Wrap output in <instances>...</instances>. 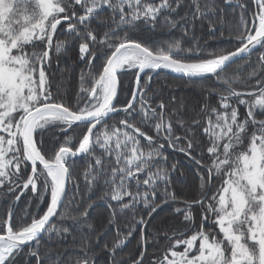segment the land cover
<instances>
[{"label": "snow or ice", "instance_id": "6c2138e0", "mask_svg": "<svg viewBox=\"0 0 264 264\" xmlns=\"http://www.w3.org/2000/svg\"><path fill=\"white\" fill-rule=\"evenodd\" d=\"M197 22L233 47L202 48ZM157 31L182 35L141 38ZM76 67L65 101L54 76ZM158 70L206 85L199 109L153 89ZM0 198V264H264V0H0Z\"/></svg>", "mask_w": 264, "mask_h": 264}, {"label": "trees", "instance_id": "16d2710c", "mask_svg": "<svg viewBox=\"0 0 264 264\" xmlns=\"http://www.w3.org/2000/svg\"><path fill=\"white\" fill-rule=\"evenodd\" d=\"M222 2V0H220ZM231 12V10L229 9ZM182 33L179 31L173 32H161L157 31L155 33L145 32L142 34L141 38L150 41H173L180 39ZM194 37L196 40L199 41L202 48L206 49L207 51L219 50L224 48H232L233 45L230 44L229 40L225 38H220V32L217 30L215 37L211 36L208 32L207 23H199L197 22L195 29H194ZM193 41L191 38H185L183 43L185 46H188ZM76 59L75 51H70L66 56H64L61 60L60 67L63 68L67 64L70 68L75 67L74 61ZM252 61L255 62L257 56H252ZM243 61H238V64H243ZM55 64L53 68H55ZM237 65H233V69H236ZM250 70V69H249ZM240 74L246 76L247 73L244 69H240ZM78 72L79 68L76 67L75 72H66L63 74V88L58 89V85L56 81L61 79L60 73H57L54 76V83H53V93L54 95L58 94V97L64 98L65 101H73L75 99V90L78 87ZM174 77L165 74L159 73L158 75H154L151 87L163 96L165 100H170L173 96L176 97V104L179 106L181 103L185 106L186 114L191 115L194 111H197L204 100V91L206 85L201 84H192V83H184L179 79H173ZM130 79H134L132 77L125 76L123 78V85L126 87L129 84ZM254 83V81H253ZM121 98H124V93L122 92ZM213 104L215 100L212 101ZM51 147V144L46 145V148ZM171 160L177 163V171L173 174V188L175 192L183 197V196H190L194 194L195 188L197 186L198 178L196 177L195 171L193 169L192 163L180 153H172ZM181 172L184 174L181 175ZM84 192L83 186H81V193ZM32 194L29 192L27 196H31ZM27 196L21 198V202L17 207L16 211L18 213H22L25 204L27 203ZM72 197V192H69V199ZM77 200H79V196H77ZM38 201L34 202L29 208V211L36 212V204ZM46 205L41 204L40 210L41 212L45 209ZM72 208L75 205L71 206ZM6 209V201L0 198V212H4ZM98 215L97 211L92 212L93 219H96ZM169 215L167 209L161 212L159 216L156 217L154 223L159 224L162 219L167 218ZM199 217L197 216V219ZM136 249V240L133 239L124 249L123 254L125 256L131 254Z\"/></svg>", "mask_w": 264, "mask_h": 264}, {"label": "water", "instance_id": "95a60500", "mask_svg": "<svg viewBox=\"0 0 264 264\" xmlns=\"http://www.w3.org/2000/svg\"><path fill=\"white\" fill-rule=\"evenodd\" d=\"M158 72L160 73H165V74H169V75H171V76H173V77H176L177 76V74H175V73H171V72H169V71H167V70H158ZM155 75V74H154Z\"/></svg>", "mask_w": 264, "mask_h": 264}]
</instances>
